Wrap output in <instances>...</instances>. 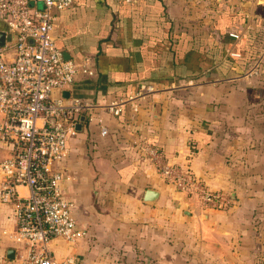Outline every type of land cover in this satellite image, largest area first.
<instances>
[{"label": "crops", "instance_id": "obj_1", "mask_svg": "<svg viewBox=\"0 0 264 264\" xmlns=\"http://www.w3.org/2000/svg\"><path fill=\"white\" fill-rule=\"evenodd\" d=\"M53 35L66 59L94 60L95 75L76 82V95L104 104L142 82L156 88L137 110L135 101L118 116L100 108L105 136L92 124L69 139L62 189L88 235L54 240L56 255L80 264H258L264 0H74L57 13ZM141 139L225 191L230 205L203 209L176 190L141 158ZM148 188L158 191L152 203ZM15 227L12 207L0 203V264H19L7 257Z\"/></svg>", "mask_w": 264, "mask_h": 264}, {"label": "built area", "instance_id": "obj_2", "mask_svg": "<svg viewBox=\"0 0 264 264\" xmlns=\"http://www.w3.org/2000/svg\"><path fill=\"white\" fill-rule=\"evenodd\" d=\"M74 0H0V16L7 24L0 45V203L12 207L16 220L11 238L19 264H80L76 255L58 257L54 240L77 243L88 235L74 216V202L62 189L66 178L58 164L68 154V142L82 130L109 132L98 116L100 108L113 116L156 90L142 82L127 97L100 104L75 94L81 77L96 73L94 60L66 59L53 35L57 13ZM69 90L68 98L63 91ZM141 158L153 163L162 178L203 209H225L230 196L210 189L188 165L170 162L161 146L148 139L135 142Z\"/></svg>", "mask_w": 264, "mask_h": 264}, {"label": "water", "instance_id": "obj_3", "mask_svg": "<svg viewBox=\"0 0 264 264\" xmlns=\"http://www.w3.org/2000/svg\"><path fill=\"white\" fill-rule=\"evenodd\" d=\"M5 41V32L0 31V45H3ZM63 96L68 98L70 96V91L69 90H64L63 91ZM86 117L82 115L80 117V122L77 124V130L82 131L83 128V122L85 121ZM158 197V191L152 188H148L144 194V201L148 203H152L156 200ZM7 257L9 259H16V249L15 248H8L7 251Z\"/></svg>", "mask_w": 264, "mask_h": 264}, {"label": "rangeland", "instance_id": "obj_4", "mask_svg": "<svg viewBox=\"0 0 264 264\" xmlns=\"http://www.w3.org/2000/svg\"><path fill=\"white\" fill-rule=\"evenodd\" d=\"M256 214H258L259 215L258 217L260 218V224L258 223V231L264 232V207L260 208L259 212ZM259 242L261 245L262 241L260 240ZM259 248H260V251H259V255L257 256V259H258V264H262L264 263V254H262L264 253V249H262L264 248V242H263L262 247H259Z\"/></svg>", "mask_w": 264, "mask_h": 264}]
</instances>
